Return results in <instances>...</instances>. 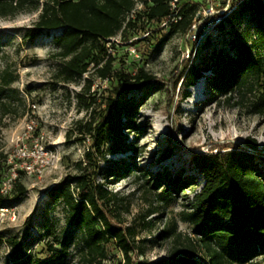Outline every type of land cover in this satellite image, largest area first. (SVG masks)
<instances>
[{"label":"rangeland","instance_id":"obj_1","mask_svg":"<svg viewBox=\"0 0 264 264\" xmlns=\"http://www.w3.org/2000/svg\"><path fill=\"white\" fill-rule=\"evenodd\" d=\"M29 1L15 15L0 17V84L4 71L13 78L0 95V235L22 241L25 264H48V244L67 249V264H87L80 232L69 227L63 204L47 193L53 184L76 174L74 163L90 143L88 137L77 140L81 134L76 130L66 137L77 120L89 117L90 110L77 98L89 75L73 82L58 76L60 60L53 55V37L61 29L45 30L32 40L24 36L40 12L31 9L36 0ZM175 1L170 2L173 7ZM141 8L136 3L128 17ZM229 11L226 0H204L186 33L167 36L165 22L141 18L125 39L118 35L106 43L115 68L135 71L142 67L153 75L151 83L127 96L138 102L136 128L125 134L126 143L136 150L111 153L109 141L102 154L96 155V182L123 197L119 220L124 227L135 228L136 248L131 253L135 261L153 262L173 249L195 245L192 224L183 219L189 201L204 183L191 161L193 153L247 146L255 140L259 154L255 161L264 170V115L250 113L253 95H210V71L194 86L187 87L183 80L187 62L205 65L211 53L229 50V41L245 25L243 21L239 28L218 29L219 16ZM89 78L90 90L84 94H95L93 112L97 117L103 112L106 96L116 95L114 84L94 75ZM167 148L172 154L161 160ZM125 162L132 168H121ZM160 171L188 177L170 203L158 200L150 187L151 175ZM16 177L19 180L13 184ZM20 185L25 192L18 196ZM163 230L168 233L161 235ZM197 259L205 264L199 255ZM123 263L122 251L112 242L107 257L94 264ZM0 264H13L11 248L5 242L0 244ZM247 264H264V254Z\"/></svg>","mask_w":264,"mask_h":264},{"label":"trees","instance_id":"obj_2","mask_svg":"<svg viewBox=\"0 0 264 264\" xmlns=\"http://www.w3.org/2000/svg\"><path fill=\"white\" fill-rule=\"evenodd\" d=\"M203 1L176 0L174 7L171 0H42L41 3L36 0L31 5V9L39 8L40 12L24 36L32 40L45 30L61 29L53 37V55L60 60L58 76L65 82H73L82 79L84 74L89 75L77 94L83 107L90 110L89 117L77 120L66 137L76 130L81 134L77 140L88 137L90 143L83 157L74 163L76 174L53 184L47 193L53 201L63 204L69 227L80 232L87 264L105 259L107 246L112 242L122 251L123 264H201L197 255L205 264H247L264 254V170L255 161L259 155L255 140L247 146L192 154L191 161L204 180L183 217L192 224L195 245L173 249L166 257L153 262L132 259L136 231L133 226L124 227L119 220L123 197L96 182V155L102 154L109 141L111 153L136 150L135 145L126 143L125 134L136 128L138 102L127 96L153 80V75L142 67L135 71L115 68L106 43L118 35L125 39L129 29L141 18L146 22H165L167 36L186 33L194 24ZM26 2L0 0V17L24 10ZM136 3H141L142 8L128 17ZM219 17L215 26L220 30L239 28L243 21L245 25L229 41V50L211 53L208 64L187 62L183 80L187 87L194 86L204 72L210 71L207 76L210 95L229 97L251 93L250 113L264 115V0H232L230 11ZM202 19L204 17L200 16ZM254 50L262 53L256 55ZM93 75L113 82L116 94L106 96L105 107L98 118L93 112L95 94H84L90 90L89 77ZM1 80L0 95L13 78L4 71ZM171 154L172 150L167 148L160 158L165 160ZM120 167L132 168L126 162ZM151 176L150 187L156 191L157 199L166 203L172 202L175 194L188 183V177L173 176L167 171ZM18 180L16 177L13 184ZM148 181L146 178L145 182ZM10 190H14V185ZM24 192L25 188L20 185L17 195ZM167 233L163 230L161 235ZM2 242L11 248L13 264L27 262L19 238L0 235V244ZM47 250L46 263L67 264L66 248L48 244Z\"/></svg>","mask_w":264,"mask_h":264},{"label":"built area","instance_id":"obj_3","mask_svg":"<svg viewBox=\"0 0 264 264\" xmlns=\"http://www.w3.org/2000/svg\"><path fill=\"white\" fill-rule=\"evenodd\" d=\"M208 1H209V0H208ZM226 1H228V4H230L232 0H226Z\"/></svg>","mask_w":264,"mask_h":264}]
</instances>
